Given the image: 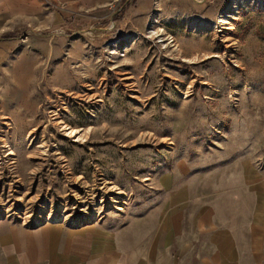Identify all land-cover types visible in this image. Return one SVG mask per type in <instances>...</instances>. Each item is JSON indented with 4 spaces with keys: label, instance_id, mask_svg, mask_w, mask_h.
Returning a JSON list of instances; mask_svg holds the SVG:
<instances>
[{
    "label": "rangeland",
    "instance_id": "374dc122",
    "mask_svg": "<svg viewBox=\"0 0 264 264\" xmlns=\"http://www.w3.org/2000/svg\"><path fill=\"white\" fill-rule=\"evenodd\" d=\"M11 1L0 217L138 227L174 191L264 177V0Z\"/></svg>",
    "mask_w": 264,
    "mask_h": 264
},
{
    "label": "crops",
    "instance_id": "0c3cea01",
    "mask_svg": "<svg viewBox=\"0 0 264 264\" xmlns=\"http://www.w3.org/2000/svg\"><path fill=\"white\" fill-rule=\"evenodd\" d=\"M15 4L0 0V21ZM189 193L174 191L138 227L0 217V264H264L260 169L250 165L229 188Z\"/></svg>",
    "mask_w": 264,
    "mask_h": 264
},
{
    "label": "bare ground",
    "instance_id": "6f19581e",
    "mask_svg": "<svg viewBox=\"0 0 264 264\" xmlns=\"http://www.w3.org/2000/svg\"><path fill=\"white\" fill-rule=\"evenodd\" d=\"M69 131L70 134H75V131L72 129V128H67Z\"/></svg>",
    "mask_w": 264,
    "mask_h": 264
},
{
    "label": "trees",
    "instance_id": "16d2710c",
    "mask_svg": "<svg viewBox=\"0 0 264 264\" xmlns=\"http://www.w3.org/2000/svg\"><path fill=\"white\" fill-rule=\"evenodd\" d=\"M121 14H122V11L119 12V16H116L115 19L119 18L121 16Z\"/></svg>",
    "mask_w": 264,
    "mask_h": 264
},
{
    "label": "water",
    "instance_id": "95a60500",
    "mask_svg": "<svg viewBox=\"0 0 264 264\" xmlns=\"http://www.w3.org/2000/svg\"><path fill=\"white\" fill-rule=\"evenodd\" d=\"M36 35H39V36H41V37H44V35H42V34H40V33H36V32H34Z\"/></svg>",
    "mask_w": 264,
    "mask_h": 264
},
{
    "label": "built area",
    "instance_id": "2783aa9c",
    "mask_svg": "<svg viewBox=\"0 0 264 264\" xmlns=\"http://www.w3.org/2000/svg\"><path fill=\"white\" fill-rule=\"evenodd\" d=\"M47 221H52V220H51V219H48ZM36 224H37V223H35V222L33 223V225H36Z\"/></svg>",
    "mask_w": 264,
    "mask_h": 264
}]
</instances>
